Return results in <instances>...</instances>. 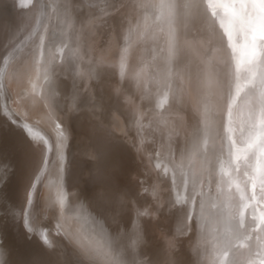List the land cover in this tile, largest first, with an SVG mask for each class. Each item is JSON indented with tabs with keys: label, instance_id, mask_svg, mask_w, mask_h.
I'll list each match as a JSON object with an SVG mask.
<instances>
[{
	"label": "rangeland",
	"instance_id": "1",
	"mask_svg": "<svg viewBox=\"0 0 264 264\" xmlns=\"http://www.w3.org/2000/svg\"><path fill=\"white\" fill-rule=\"evenodd\" d=\"M142 1L147 3L125 0L115 11L109 7L112 0H45L39 30L7 64L12 105L23 116L40 120L52 136L39 193L42 215L55 217L53 231L87 262L78 240L103 237L121 264H260L264 194L257 182L252 199L251 184L233 171L228 146L229 136L246 135L259 90L246 82L247 74L236 80L227 37L210 12L206 17L193 15L177 27L182 44L194 54L190 65L178 73L167 71L159 31L167 25L158 21L142 40L139 30L133 33L122 78L121 37L130 20L152 15L151 9L135 6ZM236 43H242L239 37ZM210 66L219 77L211 89H198L197 76L202 79ZM60 78L65 79V91L61 84H51ZM237 83L242 88L238 96ZM8 106L22 117L9 101ZM124 109H131L129 115ZM73 119L76 129L71 127ZM60 141L62 148L56 151ZM105 148L115 149L111 160L101 156Z\"/></svg>",
	"mask_w": 264,
	"mask_h": 264
},
{
	"label": "bare ground",
	"instance_id": "2",
	"mask_svg": "<svg viewBox=\"0 0 264 264\" xmlns=\"http://www.w3.org/2000/svg\"><path fill=\"white\" fill-rule=\"evenodd\" d=\"M42 3H43V13H42V16H40L39 12H40ZM44 11H45V0H0V160H3L6 163H10L12 165V170H13L8 184L2 190H0V264H89V262L85 261L83 257H80L77 253L68 249L64 244V241L62 239L63 237H61V235L53 231L52 226H53V221L55 220V217L52 216L51 214L42 215L41 208L39 205V193L41 191L42 180H43L44 173L49 163V158L51 155V150H52V138L51 137L52 136L47 130L45 131V128L43 127L44 124L42 123L43 124L42 125L39 122L40 120L36 121L30 118H27L23 116L22 114H20L14 108V106L11 103L10 90L8 89L6 82H5V73H6L7 64L9 60L13 57L15 52L20 47H22L28 41V39L31 38L36 33L37 30H39L38 28L43 19ZM119 14L121 13L119 12ZM139 18L140 17H138V19ZM78 21L80 20L78 19ZM37 22H38V25H37ZM73 22L74 21H72V24ZM35 26H36V29L34 30V32L30 36H28ZM89 31L88 33L90 34ZM69 32H71V30ZM90 35L96 36L94 34H90ZM90 47L91 46L88 44L84 48L85 50L86 49L89 50ZM154 52L156 53L157 51H154ZM151 72H152V69H149L148 73L151 74ZM51 84H53V86H56V87L61 84L62 85L61 89L63 91L66 90L65 79L63 78L56 79L55 81H53V83L51 82ZM8 101L10 102V105L13 107V109L18 114H20L24 119L33 121L34 123L38 124L40 127L29 124V122L25 121L22 117L14 113L9 108ZM128 110L124 109V111L128 113L129 115V113L131 112V109H128ZM71 127L73 129H76L77 127L74 119L71 122ZM26 131H27V135L25 134ZM94 133H97V132L94 131ZM108 133L113 134L111 128L109 129ZM146 136L148 139V135ZM144 137L143 139L145 141L146 137L145 138ZM86 140H89V139H86ZM119 143L123 144L121 145V147H124L125 143L123 141L120 140ZM33 144L38 145L39 147L35 148L33 147ZM40 149L43 150V154H41ZM124 149L128 151L126 147H124ZM151 150L149 149V152ZM115 152L116 151L114 148H105V149H101L100 154L106 160H111L114 157ZM115 164H112V165H115ZM90 172L91 171H89V173ZM101 176L103 177V174ZM29 196L31 199V203L28 202ZM57 225L59 224L57 223ZM29 227L33 230L32 232L28 231ZM45 240L47 241V244L44 243Z\"/></svg>",
	"mask_w": 264,
	"mask_h": 264
},
{
	"label": "snow or ice",
	"instance_id": "3",
	"mask_svg": "<svg viewBox=\"0 0 264 264\" xmlns=\"http://www.w3.org/2000/svg\"><path fill=\"white\" fill-rule=\"evenodd\" d=\"M117 4L124 7L125 0H112L109 7L119 11L116 8ZM136 7L145 10L151 9L152 15L143 16L140 19L134 18V22L129 21L127 34L121 37L125 45L122 47L118 62L122 78L129 65V50L132 47L130 38L138 30L140 31L139 38L142 40L145 33H149L158 21L167 25V30L159 29L163 33L164 44L160 51L166 54V67L171 74L174 70L178 73L182 66L190 65L191 57L194 55L182 44L181 35L177 30L178 25L193 15L206 17L209 12L213 21L219 22L224 36L227 37V47L231 49L230 59L236 61V80H240L241 73L247 74L246 82L254 90L257 88L259 90L255 103L250 108L246 135H243L242 139L232 136L228 138L233 171L244 178L246 185L251 184L252 199H255L257 182L260 185V192L264 194V0H147V3L142 2ZM101 12L107 14L104 9H101ZM236 37L241 39V44L236 43ZM173 64H175V69ZM140 72H145V69L141 68ZM258 74L260 76L259 83L256 82ZM139 75L138 72L137 76ZM218 77L219 73L215 68L208 67L204 70L202 79L199 75L197 76L198 89H211L215 78ZM241 91V85L237 83L236 95L238 96ZM231 107L230 103L228 105L229 117L231 116ZM204 119L208 120L207 114ZM56 127L59 129L60 125L58 124ZM240 131L242 134L245 133L243 127ZM25 134L27 135V131ZM62 144V141L56 143L55 150L59 151ZM33 147L38 148L39 146L33 144ZM40 151L43 154V150L40 149ZM157 168H159V164H157ZM12 171L10 163L0 160V190L8 184ZM28 202L31 203L30 196ZM63 203L64 201L61 200L62 207ZM147 214V212L139 213V215ZM239 227H244L242 220ZM28 231L32 232L33 230L29 227ZM44 243L47 244V241L45 240ZM78 243L88 257L89 264H121L119 255L114 253L112 246L103 237L97 240L82 238L78 240ZM227 255L228 253L225 252L224 256ZM257 255L259 256L260 253ZM260 264H264V259Z\"/></svg>",
	"mask_w": 264,
	"mask_h": 264
}]
</instances>
